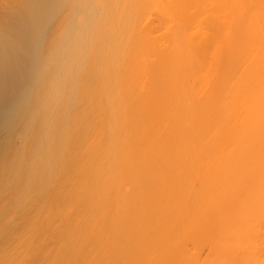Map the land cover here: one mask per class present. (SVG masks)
<instances>
[{"label":"bare ground","instance_id":"bare-ground-1","mask_svg":"<svg viewBox=\"0 0 264 264\" xmlns=\"http://www.w3.org/2000/svg\"><path fill=\"white\" fill-rule=\"evenodd\" d=\"M0 264H264V0H0Z\"/></svg>","mask_w":264,"mask_h":264}]
</instances>
